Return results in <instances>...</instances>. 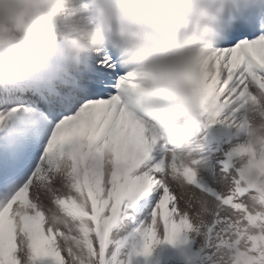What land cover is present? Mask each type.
I'll list each match as a JSON object with an SVG mask.
<instances>
[{"label": "snow or ice", "instance_id": "snow-or-ice-1", "mask_svg": "<svg viewBox=\"0 0 264 264\" xmlns=\"http://www.w3.org/2000/svg\"><path fill=\"white\" fill-rule=\"evenodd\" d=\"M189 72L204 128L235 129L245 95L264 90V21L194 53ZM133 87L101 53L70 76L0 93V264H132L160 244H191L189 264H264V153L231 144L219 180L199 140L191 162L168 156L126 102Z\"/></svg>", "mask_w": 264, "mask_h": 264}, {"label": "clouds", "instance_id": "clouds-1", "mask_svg": "<svg viewBox=\"0 0 264 264\" xmlns=\"http://www.w3.org/2000/svg\"><path fill=\"white\" fill-rule=\"evenodd\" d=\"M264 0H0V93L70 76L101 53L135 85L126 98L168 156L191 162L202 96L189 72ZM235 131L264 153V90L248 92Z\"/></svg>", "mask_w": 264, "mask_h": 264}, {"label": "rangeland", "instance_id": "rangeland-1", "mask_svg": "<svg viewBox=\"0 0 264 264\" xmlns=\"http://www.w3.org/2000/svg\"><path fill=\"white\" fill-rule=\"evenodd\" d=\"M242 138H243L242 134L239 135V137H238L237 134H236L235 129H233L232 136L228 140V142L225 144V148L230 147L231 144H233L235 142L242 141ZM219 157L220 156H216L214 159L209 158V164L213 166V175H215L217 177V180H219V166H218V163H217V158H219ZM204 176H205V179L207 180L208 179V174L205 173ZM213 186L218 188L219 187V183H217L216 185H213ZM124 225H125L124 223L119 225V227H118L119 228L118 236L123 235L122 231L126 228ZM124 233H125V230H124ZM133 243L134 242H130L128 244V246L125 248V251H122V254H123V256L125 258H126V256L128 254H130L132 246H133ZM191 247H192V245H191ZM158 248H159V245L154 248L152 254L149 257H143V256H141V257L140 256L139 257H133L132 264L134 262H136V263L137 262H142V263H145V264H177L176 260L166 261V260L160 259L159 258V253H158Z\"/></svg>", "mask_w": 264, "mask_h": 264}, {"label": "bare ground", "instance_id": "bare-ground-1", "mask_svg": "<svg viewBox=\"0 0 264 264\" xmlns=\"http://www.w3.org/2000/svg\"><path fill=\"white\" fill-rule=\"evenodd\" d=\"M126 102H128L129 103V101H128V99L126 98Z\"/></svg>", "mask_w": 264, "mask_h": 264}]
</instances>
